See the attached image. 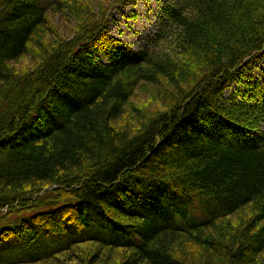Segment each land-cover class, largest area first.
<instances>
[{
    "label": "trees",
    "instance_id": "obj_1",
    "mask_svg": "<svg viewBox=\"0 0 264 264\" xmlns=\"http://www.w3.org/2000/svg\"><path fill=\"white\" fill-rule=\"evenodd\" d=\"M132 1L0 0V264H264V0Z\"/></svg>",
    "mask_w": 264,
    "mask_h": 264
},
{
    "label": "rangeland",
    "instance_id": "obj_2",
    "mask_svg": "<svg viewBox=\"0 0 264 264\" xmlns=\"http://www.w3.org/2000/svg\"><path fill=\"white\" fill-rule=\"evenodd\" d=\"M179 2L180 0H134L119 9L114 8L111 10L108 20L109 31L113 36L132 45L133 48L142 49L148 46L149 41L155 37L156 32L165 21V9L170 6L177 7ZM60 24L66 34L71 32L74 25L71 20L61 21ZM250 86L264 92V58L245 73L241 79H236L230 84L227 97L232 92L247 91ZM140 91H144L146 94H142ZM149 97H151L149 92L139 89L135 100L142 107H151L148 104ZM177 206L179 207V205ZM59 264L78 263L61 258Z\"/></svg>",
    "mask_w": 264,
    "mask_h": 264
}]
</instances>
